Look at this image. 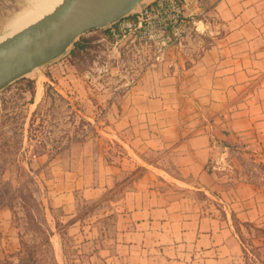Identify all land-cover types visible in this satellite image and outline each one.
Returning <instances> with one entry per match:
<instances>
[{"label": "crops", "instance_id": "crops-1", "mask_svg": "<svg viewBox=\"0 0 264 264\" xmlns=\"http://www.w3.org/2000/svg\"><path fill=\"white\" fill-rule=\"evenodd\" d=\"M188 2L190 31L160 60L136 50L127 64L145 65L137 77L88 82L79 95L74 78L55 83L88 122L102 110L93 133L30 158L56 264L67 244L82 264H247L233 220L264 232V177L214 164L234 143L264 161V0ZM2 179L0 264H18Z\"/></svg>", "mask_w": 264, "mask_h": 264}, {"label": "rangeland", "instance_id": "rangeland-1", "mask_svg": "<svg viewBox=\"0 0 264 264\" xmlns=\"http://www.w3.org/2000/svg\"><path fill=\"white\" fill-rule=\"evenodd\" d=\"M27 5L28 0H0V34L6 21ZM83 39V46L75 48L74 42ZM75 41L49 62L0 89V179L9 180L13 190L9 202L14 207L24 256L18 264H56L49 242L51 232L40 200L42 187L33 174L30 158L37 153L58 150L83 130L93 133V125L83 116V103L69 104L55 83L58 80L71 83L69 79L74 78L79 86H73L71 90L59 86L79 95L88 82L99 86V82H112L122 75L130 79L131 70L143 65L114 64L107 51L112 39L104 29L86 32ZM121 56L123 62L130 61L129 53L124 52ZM38 78L42 81V91L33 107L29 101L35 96ZM91 88L95 87L91 85ZM222 151L218 150L214 164H223L230 175L255 181L264 177V161L260 162L258 156L242 144L227 145L224 154ZM6 186L3 185L4 191ZM234 224L241 232L247 264H264V232L255 226ZM73 250L75 248L69 244L63 246L65 257L59 264H82L72 260L76 259Z\"/></svg>", "mask_w": 264, "mask_h": 264}, {"label": "water", "instance_id": "water-1", "mask_svg": "<svg viewBox=\"0 0 264 264\" xmlns=\"http://www.w3.org/2000/svg\"><path fill=\"white\" fill-rule=\"evenodd\" d=\"M143 0H67L38 23L0 43V89L49 62L80 35L106 26Z\"/></svg>", "mask_w": 264, "mask_h": 264}, {"label": "built area", "instance_id": "built-area-1", "mask_svg": "<svg viewBox=\"0 0 264 264\" xmlns=\"http://www.w3.org/2000/svg\"><path fill=\"white\" fill-rule=\"evenodd\" d=\"M189 0H146L136 6L126 16L108 24L105 33L112 39L108 48V57L114 64L123 62L122 54L136 55V50L147 49L152 60H160L165 51L179 44L190 31L192 20L185 14ZM109 64V63H106ZM143 64L135 70L137 77L143 70ZM102 110L93 115L91 125L100 120Z\"/></svg>", "mask_w": 264, "mask_h": 264}, {"label": "bare ground", "instance_id": "bare-ground-1", "mask_svg": "<svg viewBox=\"0 0 264 264\" xmlns=\"http://www.w3.org/2000/svg\"><path fill=\"white\" fill-rule=\"evenodd\" d=\"M66 1L67 0H28L29 5L18 10L6 21L3 33L0 34V43L45 19ZM41 82V78H38L36 81L35 100H38L41 96ZM52 242L54 243V250L59 258V243L56 236L52 237Z\"/></svg>", "mask_w": 264, "mask_h": 264}, {"label": "trees", "instance_id": "trees-1", "mask_svg": "<svg viewBox=\"0 0 264 264\" xmlns=\"http://www.w3.org/2000/svg\"><path fill=\"white\" fill-rule=\"evenodd\" d=\"M84 43H85V40L84 39L83 40H77V41H75L74 42L75 48H77V49L81 48ZM233 221H234V223L237 222L235 219ZM242 224L245 225V226H252L251 224L246 223V222L245 223H242ZM237 232H238V235L240 237L241 236V232L238 229H237Z\"/></svg>", "mask_w": 264, "mask_h": 264}]
</instances>
